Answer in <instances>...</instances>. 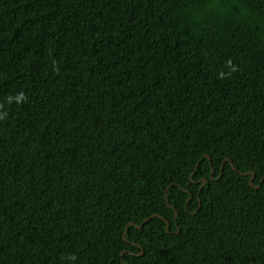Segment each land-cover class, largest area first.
<instances>
[{"label": "trees", "instance_id": "trees-1", "mask_svg": "<svg viewBox=\"0 0 264 264\" xmlns=\"http://www.w3.org/2000/svg\"><path fill=\"white\" fill-rule=\"evenodd\" d=\"M0 264H264V0H0Z\"/></svg>", "mask_w": 264, "mask_h": 264}, {"label": "water", "instance_id": "water-1", "mask_svg": "<svg viewBox=\"0 0 264 264\" xmlns=\"http://www.w3.org/2000/svg\"><path fill=\"white\" fill-rule=\"evenodd\" d=\"M221 171H222V169H221ZM212 174H213V171H211V174H210V177L212 176ZM245 175H248V174H245ZM221 176V175H220ZM254 178V176L252 175V179ZM206 183V181L205 180H203V184L202 185H204ZM175 214H176V212H175ZM156 217H158V218H160V216L159 215H155ZM130 225H132V226H134V224L133 223H131ZM139 228V227H138ZM167 228H168V224H167V227H166V230H167ZM126 231H127V227H126V229H125V233H124V235L123 236H125L126 235Z\"/></svg>", "mask_w": 264, "mask_h": 264}, {"label": "clouds", "instance_id": "clouds-1", "mask_svg": "<svg viewBox=\"0 0 264 264\" xmlns=\"http://www.w3.org/2000/svg\"><path fill=\"white\" fill-rule=\"evenodd\" d=\"M203 184V183H202ZM205 185V184H204Z\"/></svg>", "mask_w": 264, "mask_h": 264}]
</instances>
